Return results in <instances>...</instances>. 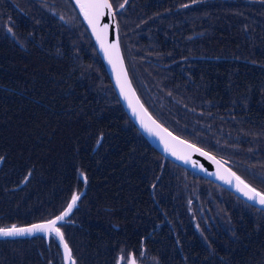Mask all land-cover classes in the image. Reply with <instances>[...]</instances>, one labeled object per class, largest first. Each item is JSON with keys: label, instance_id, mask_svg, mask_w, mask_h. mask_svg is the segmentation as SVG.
I'll use <instances>...</instances> for the list:
<instances>
[{"label": "trees", "instance_id": "1", "mask_svg": "<svg viewBox=\"0 0 264 264\" xmlns=\"http://www.w3.org/2000/svg\"><path fill=\"white\" fill-rule=\"evenodd\" d=\"M5 2L0 227L54 217L75 192L80 199L60 224L75 264H115L129 250L157 264H264V210L149 144L72 1L43 0L23 12ZM110 2L116 10L124 0ZM58 10L74 11L76 21ZM115 16L130 78L151 114L264 193V0H127ZM8 20L19 40L5 33ZM106 106L111 115L91 125L87 118ZM48 118L57 129L43 128ZM192 174L213 192L190 185ZM0 264L63 263L54 237L34 236L1 239Z\"/></svg>", "mask_w": 264, "mask_h": 264}, {"label": "water", "instance_id": "2", "mask_svg": "<svg viewBox=\"0 0 264 264\" xmlns=\"http://www.w3.org/2000/svg\"><path fill=\"white\" fill-rule=\"evenodd\" d=\"M75 7L77 8L78 12L83 16V14L80 12V8L77 5L76 0H72ZM110 2V0H109ZM111 3V2H110ZM113 8V6H112ZM114 9V8H113ZM105 13H107V10H105ZM84 18V16H83ZM85 20V19H84ZM86 25L88 27V30L90 32V35L94 41L95 47L97 49V52L99 56L101 57L107 77L109 81L111 82V85L114 89V92L120 101L123 109L125 110L126 114L128 117L131 119L135 127L138 129V131L145 137V139L149 142V144L161 155L165 156L166 158H169L173 160L174 162L178 163L182 167H184L187 170H190L194 172L195 174H198L206 179H209L210 181L224 187L225 189L229 190L230 192L234 193L237 197L241 198L242 200L250 203L251 205L263 209L262 206L258 203H254L253 201H249L243 194L242 191H238V188L243 189V185L239 184V181L235 179L236 176L240 177L241 180H243L246 184L249 186L254 187L250 183H248L245 179H243L240 175H238L234 170H232L225 162L220 160L218 157H216L214 154H212L210 151L205 150L204 148L188 141L186 138L181 137L175 133H173L171 130L166 128L161 122H159L152 114L151 112L146 108L144 103L142 102L140 96L138 95L136 88L134 87V84L132 83V80L130 78L128 69L125 65L124 57L122 54L121 50V45H120V39H119V34H118V28H117V22H116V16L114 12V19H111L107 14L102 16L101 18V26L105 23L109 25L108 29L106 30V38L108 43H111L112 41H117L119 45V54L120 57L123 61L122 63V71L123 73L126 74L125 76H121V83L124 82V79L126 78L129 85H130V91L128 88L125 89V92L128 96L127 99H125L124 96L121 95V90L120 87L117 85V72L113 71V66L108 62V59L105 58L104 51L102 50L100 44L98 43L96 36L93 35V30L89 26L88 22L85 20ZM121 69L118 68L117 71L119 72ZM131 102L132 107H129V103ZM133 108L136 110L135 114L133 112ZM149 117L151 119H149ZM152 121H155V124L152 123ZM142 122L143 125L142 126ZM159 125V127H157ZM151 129V132L148 130ZM164 129L167 130V132H171L173 136L178 137L180 140H184L186 142L185 145H180L176 141H172L171 137L167 136V133L163 131ZM161 137H164L165 140L168 141L170 147H174L177 155H173L171 151H166L165 150V143L162 142ZM191 144L194 145L195 148H199L202 152H207L208 156H202L200 152L195 151L193 148H188L186 145ZM184 157V158H177V157ZM209 157H214L215 161H218L219 163L214 162L212 159ZM235 173V176H232L231 174ZM230 181V183L226 182ZM257 189V188H256ZM260 191L259 189H257ZM262 192V191H260ZM263 193V192H262ZM70 202V201H69ZM67 207V206H66ZM65 207V208H66ZM75 207V206H74ZM65 208L56 216L60 215ZM74 209V208H73ZM72 209V211H73ZM71 211V212H72ZM70 212V214H71ZM69 214V215H70ZM68 215V216H69ZM51 217L49 219H44V220H39V221H34L31 223L19 225L18 227H27L32 224H38V223H45L46 221L55 219V217ZM67 216V217H68ZM65 220L66 221V218ZM64 221H60L57 223V227L59 226L60 223H63ZM62 232V231H61ZM34 236H43L45 239H48V237L54 235L52 233H35L31 236H16V237H0V239H15V238H30ZM57 245L60 249L61 253V259L63 264H75V260L71 255V250H70V260H65V253H64V248L59 242L58 237H54ZM66 242V241H65ZM67 243V242H66ZM69 247V246H68Z\"/></svg>", "mask_w": 264, "mask_h": 264}, {"label": "snow or ice", "instance_id": "3", "mask_svg": "<svg viewBox=\"0 0 264 264\" xmlns=\"http://www.w3.org/2000/svg\"><path fill=\"white\" fill-rule=\"evenodd\" d=\"M77 5L80 8V12L83 14L84 19L88 22L89 26L93 30V35L96 36V39L98 43L100 44L102 50L104 51L105 58L108 59V62L113 66V71L117 72V85L120 87L121 95L125 97V99L128 98L125 89L128 88L130 91V85L127 81V79H124V82L121 83V76H125L126 74L122 71V59L119 54V45L117 41H112L111 43H108L106 38V30L108 29L109 25L107 23L103 24L101 26V18L105 14H107L111 19H114V12L118 11L119 9H123L125 6V3H127V0H124V3L119 4L118 9L114 10L112 8V4L109 2V0H76ZM105 10H107V13H105ZM120 68L121 70L118 72L117 69ZM129 107H132L131 102L129 103ZM133 112L135 114L136 110L133 108ZM149 119H151L149 117ZM153 124H155V121H152ZM142 126L143 122H142ZM146 127V126H145ZM159 127V125H157ZM151 132V129H148ZM167 133L168 137H171L172 141H176L180 145H185L186 142L184 140H180L178 137H175L172 135L171 132H167L166 129H164ZM161 140L163 143H165V150L171 151L173 155H177L175 148L170 147L167 140L164 139V137H161ZM188 148H193L195 151L200 152L202 156H208L207 152H202L199 148H195L194 145L187 144ZM177 158H184V157H177ZM214 162L219 163L218 161H215L214 157H209ZM2 159V158H0ZM232 176H235V173L231 174ZM235 179L239 181L240 185H243V189L238 188V191H242V194L249 200L253 201L254 203H258L264 208V193L258 191L256 188H253L246 184L243 180L240 179V177L236 176ZM230 183V181H226ZM80 199V194L73 193L71 195V200L67 204V207L65 210L58 216L55 217V219L46 221L45 223H38V224H32L27 227H18L17 225L13 224L11 226L6 227H0V237H16V236H31L35 233H52L54 237L59 238L60 244L64 248L65 253V260H70V250L68 247V244L65 242L63 233L60 230V227H57V223L60 221H64L65 217H67L74 206H76L77 201Z\"/></svg>", "mask_w": 264, "mask_h": 264}, {"label": "rangeland", "instance_id": "4", "mask_svg": "<svg viewBox=\"0 0 264 264\" xmlns=\"http://www.w3.org/2000/svg\"><path fill=\"white\" fill-rule=\"evenodd\" d=\"M8 1H10V0H8ZM57 1V0H56ZM2 2H3V0H0V5H2ZM42 2H43V0H13V3H16L17 4V8H18V10H20L21 12H23L24 10H26V9H28V10H31L32 8H34V7H36V6H39V5H41L42 4ZM12 3V4H13ZM68 3H69V1H68ZM70 4V3H69ZM4 5L5 6H7V5H9V4H7L6 2H5V0H4ZM71 5V4H70ZM69 8V6L68 5H65L64 7H63V10H64V13L67 11V9ZM37 12H39V10H37ZM59 14H60V16H62V15H64V17L65 18H69L70 16H69V14L67 13V14H62L59 10L57 11ZM32 14L34 15V16H36L35 14H34V12H32ZM15 19L16 20H19L20 18L18 17H15ZM70 20H74V21H76V17H75V12L74 11H72V14H71V17H70ZM32 23L34 24V25H37V23H38V21L37 20H34V21H32ZM16 28H17V25L16 24H14V25H10V20H8L7 21V23H6V25H5V33L6 34H8L10 37H12V38H16L17 40H19L17 37L18 36H20L21 35V31H17L16 30ZM83 37H84V40H85V43H87L88 45H91V42H90V40H89V37H86V35L85 34H83ZM79 38H82V36L80 35V37ZM22 39V38H21ZM42 85H43V87H46L48 84H41V87H42ZM16 86L17 87H20V85L19 84H16ZM9 88H11V87H15L14 85H9L8 86ZM51 90V89H50ZM55 95H57L56 93H52V95L51 96H49V97H56ZM46 96H48V95H46ZM58 98H59V100H61V101H57L58 103H63L64 101L59 97V96H57ZM62 106H65V104L64 105H62ZM111 106H106L105 107V109L104 110H102V111H100L101 113H98V114H93L91 117H88L87 119L89 120V119H91V125H93L94 123H96V121H97V119L100 117V116H102V115H111V112H110V110L111 109H109ZM89 108V107H88ZM66 109H67V107H66ZM112 111V110H111ZM39 114V113H37V110H36V112H34V114ZM116 121H118V119H116ZM56 124L57 125V123H56V120L55 119H51L50 120V118H48V120L47 121H44L43 123H42V125H43V128L44 129H46V130H48L49 129V127L51 126V125H53V124ZM83 124H86V123H83ZM58 128V125L56 126V129ZM51 130V129H50ZM189 178V180H190V185L192 184V182L193 183H196V184H198V183H201V181H200V179H198V178H195V176L192 174V175H187L186 176V178ZM260 183V182H259ZM181 184H182V180H181ZM261 185H263L262 183H260ZM199 185V184H198ZM264 186V185H263ZM199 187H200V190H202L203 192H205V191H208V193L210 194L211 192H213V189H212V185H210V184H208L207 182H203L202 184H200L199 185ZM180 189H181V191H182V185H180V187H179V190H178V192H177V196H180L181 198H182V192H180ZM216 189V187L214 186V190ZM173 195H174V200H175V197H176V195H175V193L173 192ZM194 196H195V194H194ZM177 198V199H179L180 201H177V200H175L177 203H178V209H180V213L182 214V199L181 198ZM215 200V202H216V199H214ZM180 202H181V204H180ZM193 202V197H189V199H188V203H192ZM195 206H200L201 204H200V202L199 201H197L195 204H194ZM189 210H190V212L191 213H193L194 214V216H195V218H197L196 217V215H195V211H194V207H193V205H190L189 204ZM141 208V206L138 208V209H140ZM177 208H176V210H177ZM118 211H123L122 209H118ZM103 216H106V215H103ZM128 218V217H127ZM129 220H130V218H128ZM198 219V218H197ZM1 240V239H0ZM61 261H62V259H61ZM158 263V259L157 258H155V257H153L152 259H151V261H149V260H146V259H144V258H142V257H140V254L139 253H134L133 251H131V250H129V251H127L126 253H118V255H117V257H116V261H115V264H157Z\"/></svg>", "mask_w": 264, "mask_h": 264}]
</instances>
